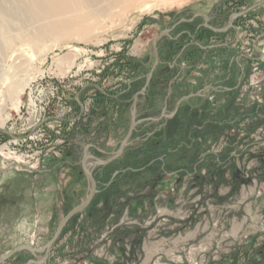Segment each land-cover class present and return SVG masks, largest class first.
Returning a JSON list of instances; mask_svg holds the SVG:
<instances>
[{"label":"rangeland","instance_id":"374dc122","mask_svg":"<svg viewBox=\"0 0 264 264\" xmlns=\"http://www.w3.org/2000/svg\"><path fill=\"white\" fill-rule=\"evenodd\" d=\"M110 1L84 16L85 29L65 22L76 16L47 17L45 9L0 16V259L17 246L45 244L84 199L83 146L105 151L89 150L101 160L118 148L130 123L127 86L148 72L151 40L165 24L190 10L221 27L259 0ZM215 44L222 48L204 60L201 45ZM158 47L166 64L138 100L136 134L110 165L89 166L105 189L67 223L46 264H264V6L237 18L235 31H199L184 51L167 40ZM231 54L235 79H228ZM169 79L173 94L160 108ZM225 81L235 88L204 90ZM195 93L173 120H152ZM223 117L228 123L203 127ZM192 122L201 129L191 132ZM190 132L193 146L182 145ZM163 142L175 153L161 154ZM147 145H159L168 171H185L157 178L153 164L108 184L115 171L140 167ZM25 254L9 261L23 264Z\"/></svg>","mask_w":264,"mask_h":264},{"label":"water","instance_id":"95a60500","mask_svg":"<svg viewBox=\"0 0 264 264\" xmlns=\"http://www.w3.org/2000/svg\"><path fill=\"white\" fill-rule=\"evenodd\" d=\"M264 6V0H259L256 3L250 5L249 7H247L246 9L242 10V11H238V12H233L229 15L227 23L224 27L218 28V27H214L210 24L207 23V15L204 14H194V16H202L205 19V22L202 24L203 26L209 28L212 32L214 33H221V32H225L227 31L229 28L233 27V21L236 20L237 18H239L240 16L245 15L246 13L250 12L251 10L258 8V7H262ZM163 35H167V30H163L161 31L156 37H154L151 40V45H152V49H153V63L152 66L150 68V70L148 71V73L145 75V82L144 85L137 90L136 92L133 93L132 95V102H131V111H130V123H129V127L127 129V132L125 134V136L121 139V141L118 144V148L112 152L109 153V157L106 160H101L97 157H95L94 155L89 153V150L91 147H93L92 144H85L83 146L82 149V156L79 159V164L81 165L83 174L89 184L88 186V192L86 194V196L84 197V199L77 204L76 206H74L72 209H70L59 221L58 224L55 228L54 234L53 236L41 247L38 249L32 248L29 245H20L15 247L14 249H12L8 254H6L4 257H2L0 259V263H2L3 261H5L6 259H8L10 256H12L14 253H16L18 250H20L21 248H28L31 249V251H34L36 253H43V256L40 257V262L44 261L45 259H47V257L49 256L51 249L53 247V245L56 243L57 239L59 238V236L61 235L64 227L67 225V223L70 221L71 218H73L76 214L80 213L83 209H85L91 202V200L93 199V197L95 196V194L98 192V188H97V181L95 180V177L92 173V170L89 168V166H95V165H105L108 164L109 162L119 158L122 153L124 152L126 146L128 145V142L130 140V138L132 137V134L134 132V130L136 129V126L139 124L140 119H137V103L139 100L140 96L146 95L150 82H151V77L152 74L155 70V68L157 67V65L159 64V54H158V49L156 46L157 41L163 36ZM259 38V37H258ZM258 38L254 41V49L261 54L262 50L260 48H258L256 46V41L258 40ZM97 89H99L100 91H103V89L98 86V85H94ZM199 93H195V94H190V95H186L181 97L175 104V108L174 110L170 113V114H165L164 112H162L160 114V116L158 118H152V120L158 121L159 119H161L162 117L168 119L171 118L177 111L180 103L188 98H191L194 95H198ZM165 104H166V100H165ZM165 110V108H164ZM6 133L9 134L8 131H5ZM10 135V134H9ZM13 137V136H12ZM99 151L104 152L102 149H99ZM90 160H94L93 163H89ZM119 171H115L111 177V179L109 180L108 184L113 180V178L115 177V175L118 173ZM30 262L32 263H37L38 261H34L31 260L29 261L27 264H29Z\"/></svg>","mask_w":264,"mask_h":264},{"label":"flooded vegetation","instance_id":"af4514ba","mask_svg":"<svg viewBox=\"0 0 264 264\" xmlns=\"http://www.w3.org/2000/svg\"><path fill=\"white\" fill-rule=\"evenodd\" d=\"M194 14L201 15V14H204V13L190 11V10H185V11L183 10V11H180V12L176 13V15L173 16L172 20L170 22H167L165 24V26L163 27V30H165V29L167 30V35H163L157 41L156 46L158 47V45L161 43V41L163 42V41L167 40V41H170L171 43H174V46L175 47H178L177 51L178 52L179 51L181 52V51L186 50L187 47L189 45H191V43L193 42V40L197 37L199 31H207V30L211 31L209 28H207V27H205V26L202 25L205 22L204 17H202V16H194ZM204 15H207V14H204ZM207 23L210 24V25H212V23L210 21V16L209 15H207ZM226 23H227V21H226ZM226 23L223 24V25H221V27H224L226 25ZM221 27H218V28H221ZM229 31H235V20L233 21V27L232 28H229L225 32H221L220 34H225V33L229 32ZM232 34H234V36H235V32L234 33L232 32ZM213 47H215V48H217V47L222 48L221 45H219V44L210 45V46L209 45L208 46H206V45L205 46H202L201 45V48H203L202 58H204V60L206 59V56L209 53V50L211 48H213ZM159 48L160 47H158L157 49H159ZM145 64L148 65L149 64L148 61ZM160 64H166V63H162L160 61V57H159V64L158 65H160ZM151 66H150V68H151ZM169 66L172 67V69L175 68L177 66L176 59L173 60V63H169ZM227 67L228 68L229 67H233V70L232 71L229 70L228 79H235V54H231L229 56V59H227ZM150 68H149V70H150ZM147 73L148 72L142 74L141 76L138 77V79H145V75ZM154 73H155V70H154V72L152 74L151 79H153ZM234 88H235V84L230 83L228 81H225V82L217 83V84H207V86L205 87L204 90L205 91L206 90H217V91L219 90L220 91V90H223L224 89V90H228V91L231 90L232 91V89H234ZM97 90L100 91L99 89H97ZM100 92H102V91H100ZM103 93H105V91ZM119 94H121V93H119ZM105 95L106 96H109V98L111 97L110 94H108V93H105ZM114 97L117 98V95H115ZM94 147H96V145L93 144V147H91V148H94ZM42 246H40L38 248H41ZM32 248H35V247H32ZM38 248H35V249H38ZM22 250L26 251L25 256L27 257V259L24 261L23 264H27L31 260L38 261V262L37 263L30 262L29 264H46L47 261H48V259H49V257H50V254H49V256L47 257V259H45L44 261L40 262L41 261L40 260V257L43 256V253L39 254V253H36L34 251H31V249H28V248H21L20 250H18L16 253H14L12 256H10L8 259H6L5 261H3L0 264H6V263L7 264H12L9 261L10 258H12L13 256H16V255H19L22 252Z\"/></svg>","mask_w":264,"mask_h":264},{"label":"bare ground","instance_id":"6f19581e","mask_svg":"<svg viewBox=\"0 0 264 264\" xmlns=\"http://www.w3.org/2000/svg\"><path fill=\"white\" fill-rule=\"evenodd\" d=\"M107 1L109 2L110 0H0V16L11 18L14 16V13H16L18 10H21L23 12H26V11L33 12L35 10L45 9L46 12L44 13V15L47 17H54V16L61 17V16H68V15H72L71 17L76 16L74 20L72 18L71 19L72 21L69 20L65 22H68L71 25L73 24L77 25V23L75 22L79 20L78 26L81 27L82 29H85L86 23H84V20H83L84 16L95 17L96 15H99L101 12L106 11V9L103 7V3ZM135 1L137 2L139 0H113V6L115 7L118 5L131 6L133 5ZM13 2L15 3L17 2L16 5L18 6V9L16 10L13 9V4H14ZM81 12L83 13L81 14ZM7 22L9 21L7 20ZM8 31H10L9 27H8Z\"/></svg>","mask_w":264,"mask_h":264},{"label":"trees","instance_id":"16d2710c","mask_svg":"<svg viewBox=\"0 0 264 264\" xmlns=\"http://www.w3.org/2000/svg\"><path fill=\"white\" fill-rule=\"evenodd\" d=\"M145 65V64H144ZM154 79H155V77L153 78V79H151V82H150V85H149V88H148V91H147V94H149V90L151 89V86H155V84H156V81H154ZM144 82H145V79H137L135 82H134V86H130V85H128L127 86V93H134V92H136L137 90H139L143 85H144ZM164 88H165V93H164V96H163V98H162V101H161V104H160V108H163V106H167V104H168V99L172 96V94H173V86H172V82H171V80L169 79V80H167L166 82H165V86H164ZM169 89H171V93L168 95V97H167V99H166V104H165V98H166V95L168 94V90ZM132 94H130V96H128L126 99H125V101L126 102H128V100H129V98H131V96H132ZM126 95V94H125ZM140 98V97H139ZM116 99V98H115ZM176 102V101H175ZM256 106H260L258 103H256L255 104ZM169 107V106H168ZM172 108V110H173V106L171 107ZM169 109H170V107H169ZM171 110V111H172ZM171 111H168V112H171ZM159 116V115H158ZM177 116V114H174L171 118H168V119H165L164 117H162L161 119H159L158 121H156V124H159V122H161V121H163V120H166V121H170V120H173L175 117ZM230 118H232V117H230ZM206 119L204 118V120L202 121V122H204ZM229 121V120H228ZM228 121H227V118H221V119H209L208 121H205L204 122V126L203 127H213V125L214 124H217V125H222V124H224V123H228ZM198 126H196V122H192L191 124H190V126H191V132L192 131H198V130H200L201 129V125H199V124H197ZM136 129H137V126H136ZM136 129L134 130V132H133V134H132V137L136 134ZM190 132V134L188 135V138L186 139V140H184L183 142H180V143H182V145L184 144V145H188V144H191V146H193V139H194V137L192 136V133ZM132 137L130 138V140L132 139ZM129 140V141H130ZM148 140V139H147ZM193 140V141H192ZM168 145V146H167ZM181 145V146H182ZM162 147H163V153H161V154H165V156H170V155H172L173 153H175V151H176V149L174 150V148H176V145L174 146V147H172L171 149H170V147H171V144L170 143H166V142H163V145H161ZM252 146V145H251ZM148 147V148H147ZM147 147H145L144 149H145V154L144 155H146L145 157H144V160L141 162V166L140 167H138V168H133V167H127V168H125V169H122V170H118L119 172L115 175V176H117L118 174H120V175H123V174H137V173H139V172H141V171H144V170H147V169H149L150 168V166L151 165H153V164H155L156 165V169H157V174H156V176H157V178H159V177H161L163 174H165V173H167V172H172V173H178V172H181V171H185L184 169H178V170H173V171H168L166 168H167V165H165V161H164V155H161V156H159L158 155V153H159V151L157 150L156 151V149H158L159 148V145L158 146H150V145H147ZM169 147V148H168ZM96 148V151H99L98 150V147L96 146V147H94V149ZM126 149V148H125ZM126 150H124V152H125ZM156 151V152H155ZM124 152L122 153V155L124 154ZM156 154V155H155ZM155 155V156H154ZM217 159V158H216ZM217 160H219V159H217ZM109 164V163H108ZM107 165V164H106ZM106 165H104V167H107ZM110 165V164H109ZM192 169H195L196 170V167L194 168H192ZM112 173H113V171L111 172V174H110V177H111V175H112ZM95 179H96V177H95ZM96 181H97V179H96ZM113 181V180H112ZM111 181V182H112ZM98 182V181H97ZM110 182V183H111ZM109 183V184H110ZM102 189H105V187L104 188H101L100 187V191H98L96 194H95V196L97 195V194H99L100 192H101V190ZM94 198L95 197H93V199L91 200V202H90V204L92 203V201L94 200ZM89 204V205H90ZM88 205V206H89ZM87 208V207H86Z\"/></svg>","mask_w":264,"mask_h":264}]
</instances>
